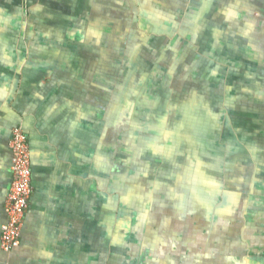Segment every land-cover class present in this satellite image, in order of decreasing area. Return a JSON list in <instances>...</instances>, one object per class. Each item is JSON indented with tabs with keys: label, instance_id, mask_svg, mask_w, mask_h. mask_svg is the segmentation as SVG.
<instances>
[{
	"label": "crops",
	"instance_id": "obj_1",
	"mask_svg": "<svg viewBox=\"0 0 264 264\" xmlns=\"http://www.w3.org/2000/svg\"><path fill=\"white\" fill-rule=\"evenodd\" d=\"M46 4L58 8L31 45L0 15V238L16 127L32 186L20 245L0 249V264H158L171 221L176 264H264V0H177L175 24L162 22L181 88L160 93L180 104L175 137L147 141L121 137L120 115L104 111L87 73L104 60L92 26L102 0ZM120 38L123 53L153 41L149 29Z\"/></svg>",
	"mask_w": 264,
	"mask_h": 264
},
{
	"label": "rangeland",
	"instance_id": "obj_2",
	"mask_svg": "<svg viewBox=\"0 0 264 264\" xmlns=\"http://www.w3.org/2000/svg\"><path fill=\"white\" fill-rule=\"evenodd\" d=\"M6 1L10 3L11 0ZM48 1L20 0L18 5H8L0 10L1 17L5 18L4 12H8V15L14 17V22H11L14 23V27L20 25V32L22 29L26 32L24 45L35 43V36L50 28L48 25L50 22H47L46 18L52 17L51 12L54 13V9L58 7L47 5ZM130 1L133 2L132 5ZM152 1L102 0L99 6L103 11V20L98 17V21L92 23V26H96L95 28L102 33L105 52L103 61L101 55L91 61L87 73L91 75V79H98L101 85L105 97L104 111L114 113V116L120 115V126L117 127L121 137L126 138L125 141L136 137L147 141L153 136L158 137L159 134L175 137L174 112L181 108L179 102L167 101L160 94L166 91L176 93L181 88V80L179 78L176 80L178 66L175 61V36L174 33L171 37L163 36L166 22H162L165 19L174 23L180 6L176 5L177 0H154V4L150 5ZM72 8L75 11L85 10L83 3ZM191 8L189 5L187 11L190 12ZM87 10H90V6ZM155 12H157L156 17H154ZM39 13H42L41 17H38ZM140 13L144 14V17H139ZM159 14L163 16L162 20L158 19ZM125 15H133V17H124ZM137 29L152 31L151 45L127 48V52L123 53L126 48L123 47V40L118 39L119 36L133 43ZM19 39L16 38L12 43L16 44ZM18 42L17 44L20 43ZM163 47L164 50L161 49ZM144 70L146 76L142 74ZM190 86L188 81L183 88L190 92ZM185 108H190V103L187 107L185 105ZM147 113H152L150 118L144 117ZM137 144L141 145V143ZM160 147L153 146V150L159 151ZM171 216L174 219V216ZM170 223L172 226L169 227L168 234H165L166 238L160 240L158 245L165 262L158 264H176L174 261L177 256L176 248L171 246L176 243L175 221ZM143 253L144 251L142 255Z\"/></svg>",
	"mask_w": 264,
	"mask_h": 264
},
{
	"label": "built area",
	"instance_id": "obj_3",
	"mask_svg": "<svg viewBox=\"0 0 264 264\" xmlns=\"http://www.w3.org/2000/svg\"><path fill=\"white\" fill-rule=\"evenodd\" d=\"M9 148L12 180L5 201L6 221L1 227L0 238V249L5 254L20 245L24 218L32 194L30 147L20 127L12 130Z\"/></svg>",
	"mask_w": 264,
	"mask_h": 264
},
{
	"label": "flooded vegetation",
	"instance_id": "obj_4",
	"mask_svg": "<svg viewBox=\"0 0 264 264\" xmlns=\"http://www.w3.org/2000/svg\"><path fill=\"white\" fill-rule=\"evenodd\" d=\"M1 31H2V29H1ZM19 33H20V35H24L25 31L22 29L21 32H19ZM133 264H137V263H133Z\"/></svg>",
	"mask_w": 264,
	"mask_h": 264
},
{
	"label": "bare ground",
	"instance_id": "obj_5",
	"mask_svg": "<svg viewBox=\"0 0 264 264\" xmlns=\"http://www.w3.org/2000/svg\"><path fill=\"white\" fill-rule=\"evenodd\" d=\"M27 136V135H26ZM28 140V139H27ZM10 143V142H9Z\"/></svg>",
	"mask_w": 264,
	"mask_h": 264
}]
</instances>
